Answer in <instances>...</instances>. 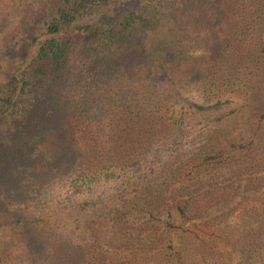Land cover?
I'll return each mask as SVG.
<instances>
[{"label": "trees", "instance_id": "trees-1", "mask_svg": "<svg viewBox=\"0 0 264 264\" xmlns=\"http://www.w3.org/2000/svg\"><path fill=\"white\" fill-rule=\"evenodd\" d=\"M231 8L264 38V0H56L35 17L0 80V264L86 245L99 264H224L225 246L264 264V80L231 118L229 100L189 101L232 86L224 57L245 32L223 28ZM240 114L248 132L223 133ZM197 117L214 126L186 153Z\"/></svg>", "mask_w": 264, "mask_h": 264}, {"label": "rangeland", "instance_id": "rangeland-1", "mask_svg": "<svg viewBox=\"0 0 264 264\" xmlns=\"http://www.w3.org/2000/svg\"><path fill=\"white\" fill-rule=\"evenodd\" d=\"M56 0H0V80L7 78L8 74L12 73L16 68L14 57L16 47L19 48L17 44L20 43L21 47H25L29 41L32 40L34 33L38 30V24H43V16L45 15V9L52 5V2ZM125 0H114L115 3L124 2ZM199 1V0H196ZM204 2V0H202ZM207 2V1H206ZM104 9V8H103ZM103 9H100L96 14L95 20H98L99 14ZM114 7H111V14ZM230 17L223 23V28L227 30L229 28H234L239 23L238 18H236L233 9L231 8ZM40 18L39 22H36L35 17ZM45 21H50L47 16ZM93 18H82L77 22V25H82L88 22H92ZM250 23V22H249ZM241 30L245 32L243 36V42L234 43L229 48H234L235 52L229 49V55L224 57V64L226 65L225 72L228 74V78H232L230 81L231 87L227 89L222 87L221 89H216L209 87L208 92H203L200 90L197 92L194 86L191 87V92H189V101H197L202 103V101L213 100L216 101L217 97H221L224 100H229L231 104L226 105L228 110H226V115L231 118L235 109H242L245 104V98L247 97L246 88L250 90L254 89L256 84L261 83L264 80V38L260 37L259 30L254 29V23L252 25H246L245 23L241 25ZM186 29L189 31L190 36L198 37V35L205 34L203 30L202 23L200 19H190L188 25H185ZM251 27V28H247ZM244 28V30H243ZM178 31H176L177 33ZM35 36V35H34ZM263 41V42H260ZM180 105H177L179 109L182 105L187 106V101L185 98L179 97ZM187 111H184V113ZM220 112H217L219 115ZM236 115V114H235ZM214 118H210L208 121L196 118L194 120L189 119L192 123L194 129V145L187 146L186 153L197 152V149L202 144V140L208 137L206 129H210V126H214ZM253 119H249L248 115L242 116V114L237 117L236 121L231 120L225 123L224 127H221L223 133L226 135H234L239 133L248 132V130L254 124ZM242 136V135H240ZM222 148V147H221ZM227 149L224 148V152ZM192 165V164H190ZM29 199L33 200V195L29 194ZM12 208L16 205H12ZM255 221L256 219L253 218ZM19 247H14L12 251V264H20L17 256L20 254L18 252ZM62 261L63 264H99L100 261L104 259L100 249H96L94 246H83L81 249L77 250L74 255H70L68 252L58 253L56 256ZM222 261L224 264H240L235 251L230 247H223ZM53 264H59L57 262H52ZM106 264H123L118 263V261L106 260Z\"/></svg>", "mask_w": 264, "mask_h": 264}]
</instances>
